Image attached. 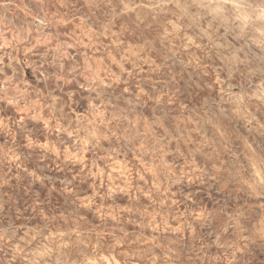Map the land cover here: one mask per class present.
<instances>
[{
	"label": "rangeland",
	"instance_id": "obj_1",
	"mask_svg": "<svg viewBox=\"0 0 264 264\" xmlns=\"http://www.w3.org/2000/svg\"><path fill=\"white\" fill-rule=\"evenodd\" d=\"M0 264H264V0H0Z\"/></svg>",
	"mask_w": 264,
	"mask_h": 264
}]
</instances>
